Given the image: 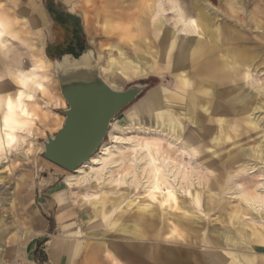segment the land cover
I'll use <instances>...</instances> for the list:
<instances>
[{"label": "rangeland", "instance_id": "obj_1", "mask_svg": "<svg viewBox=\"0 0 264 264\" xmlns=\"http://www.w3.org/2000/svg\"><path fill=\"white\" fill-rule=\"evenodd\" d=\"M15 1L0 0V8H4L5 13L10 15L15 22L13 29L19 32L18 39L13 38L10 32L5 33L6 46H0V84L1 89H4L0 92V111L5 110L8 100L16 107L24 105L33 114L34 127L30 134L24 135L25 142L19 149L0 160V237L3 241L0 264H49L46 252L51 245L58 246L71 238L83 244L87 239V232L100 233L107 225L103 223L96 226L93 222H85L89 208L85 207V202L81 199L82 191L87 189L97 192L98 200L102 201L100 208L108 207L110 197H116L122 192L118 185L115 189L121 190L118 194L110 186L69 189L62 181L71 172L42 156V141L47 135L52 136L57 132L59 117L55 114L62 116L60 110L66 108L64 100L60 98L58 82L50 64L55 57L49 47L54 43H64L67 37L56 27L50 10H62L64 14L78 19L84 49H92L99 64H104L110 56L118 57V48H122V56L132 61V68L126 73L119 70L115 79H106L102 72L101 74L108 82L114 81V87L117 88H125L133 82L148 83L149 88L134 104L151 89L159 86L171 88L174 80L159 70L152 72L164 73L168 78V86L160 84L154 76L143 77L148 71L141 66L132 45L128 46L129 38L111 34V22L106 15L99 13L96 0H38L45 15V23L39 26H29L27 14L23 10H7ZM204 1L206 5L203 11L209 20L210 30H215L214 47L222 53L228 50L246 53L251 60L249 72L255 74L257 82L250 84V79L244 76L239 87L231 90L227 98L206 104L211 113L197 123L190 118L187 121L189 133L201 139L205 131L209 130L214 135L220 127L225 141H221L224 151L232 150V146L236 145L242 147L244 152L236 150V159L229 161L225 167L219 163L213 151L195 148L193 157L181 160V165L188 169L191 177L196 176L194 182L191 185L183 182L182 188L174 189L176 202L165 199L162 194L166 190L162 189V194L150 205L158 216L156 229L160 235L156 233L140 240L135 237H116L120 252L114 254L115 259L111 245L106 249V245L102 244L92 254L82 249L73 264H126L129 261L127 257L130 259L133 255H124L123 252L135 250L142 251L148 258L160 256L161 253L184 255V252L191 250L193 255H200L209 264H245L236 263L234 259L224 255L216 242L218 233L238 236L245 241L242 252L264 261V212L248 207L240 195L243 190L264 191V0H240L236 10L229 5V0ZM229 28L235 32L233 40L227 37L226 31ZM34 31L39 32L43 38L42 68L34 71L36 82L41 84L42 90L36 92L30 88H22L19 83V72L25 66L24 61L27 64L33 62L29 58L24 38L28 35L33 37ZM20 90L23 94L18 101ZM28 94H32L34 98H28ZM219 111L223 113L220 124L217 114ZM135 120L151 128H145L143 135H156L159 128L154 130L153 117L148 122L141 121L138 117ZM106 139L107 137L104 140ZM209 142V149H214V144ZM28 147L31 148L30 151L23 154V150ZM203 158L211 162V167L214 168L212 172L207 171ZM139 192L141 189L130 192L126 201L148 199ZM58 200L61 202L58 203ZM126 201L119 204V209H125ZM140 204L147 205V202L141 201ZM30 206L35 231L39 229L41 218L47 221L46 227L35 235L26 222L25 212H28ZM132 207L130 214L121 218L128 221L134 218L137 209L135 205ZM61 208L72 212L74 233L67 234L69 232H64L58 224L56 216L61 213ZM171 220L179 231L178 236L169 235L170 226L173 225ZM22 232L28 236L27 240H21ZM96 238H105L106 242L108 238L114 237L98 235Z\"/></svg>", "mask_w": 264, "mask_h": 264}, {"label": "bare ground", "instance_id": "obj_2", "mask_svg": "<svg viewBox=\"0 0 264 264\" xmlns=\"http://www.w3.org/2000/svg\"><path fill=\"white\" fill-rule=\"evenodd\" d=\"M96 3L101 15L120 22L118 26L110 29L111 33L121 35L135 33L140 39L148 37L149 41L151 38H158L163 58L156 64V67L169 71L175 79L171 88L155 91L143 106L137 107L136 111L132 112L131 109H128L120 116H116L109 126L107 139L101 143L97 151L87 161L68 173L62 184L69 189L110 186L112 190H115L118 185L122 192L115 190L117 194L120 193L116 197H110L107 201L110 204L108 207L100 208L99 205L102 201L98 200L97 192L86 189L80 193L85 207L89 208L86 211L85 222H93L96 226L107 224L100 233H89L88 235L95 238L98 235L102 237L112 235L115 239L116 237H135L140 240L157 233L158 216L150 205L157 199L161 190H166L163 192L164 194L161 193L165 199L176 202L174 189L182 188L183 182L189 185L194 182L196 176L191 177L188 169L181 165V160L193 157L195 148L202 147L205 150L213 151L222 166L235 160V152L238 150H241V153L244 152L242 147L239 148L236 145L232 146L235 149L224 151L221 144L223 137L220 127L217 134L214 135L207 130L201 139L192 136L189 133L187 121L190 118L194 123L202 121L211 113L204 102L208 104L216 99L227 98L231 90L239 87L244 76L250 79V84H256L257 78L255 74L249 72L248 66H250L251 60L246 53L228 52L229 50L224 53L216 51L214 47L216 44L215 30H210L209 20L203 11L206 5L204 0H191V2L190 0H96ZM238 4H240V0H229V5L235 10L238 8ZM32 6L36 17L35 19L31 17V23L43 24L44 16L35 0L32 1ZM13 28L7 15L0 12L1 47L6 46L4 35L7 32H10L13 38L18 39L19 32ZM226 34L229 40L235 39V32L232 28L227 29ZM33 35V37L23 35L29 49V58L33 62L27 64V61H24L25 66L19 72V83L22 88H30L36 92L42 90L41 84L36 82L37 76L34 71L42 68L43 38L39 32H35ZM181 36L183 39H180ZM135 46L140 48L139 44ZM121 49L118 48V57L110 56L104 64H99L92 49L83 51L78 59H73L68 55H64L58 60L53 59L50 64L54 77L57 80L56 75L60 70L90 67L91 64L96 63L103 81L113 89H121V87H114V81L106 80L110 77L115 79L119 70L127 71L133 66L132 61L122 56ZM206 51L209 52V55L205 56ZM142 65L145 71H148L143 77L154 76L160 81V84L167 85L168 78L164 73L152 72L156 69L153 63L142 60ZM187 75L195 76L198 81H190ZM1 87L0 84V92L4 91ZM20 91L18 101L23 94L22 90ZM27 97L34 98L32 94H28ZM60 98L64 100L62 96ZM44 103L46 104L47 101ZM218 104L217 106L221 108ZM151 109L154 111L152 115L153 128L154 130L159 129L156 135L145 136L142 131L150 127L142 125L135 119L136 117L140 118L143 113L150 115ZM217 114L220 124L223 113L219 111ZM55 115L59 117L60 122H63V116ZM33 127V114L24 105L19 104L16 107L8 100L5 110L0 111V160L6 158L8 153L19 149L25 142L24 135L30 134ZM206 140L208 141L206 142ZM209 141L214 144V149H209L207 145ZM30 149L28 147L23 150V154H26ZM203 159L207 171L212 172L214 168L212 169L211 162L207 158ZM127 164L128 167H126ZM242 169L245 170V168ZM234 183L236 184V182ZM140 189L139 193L148 199L126 201L130 192ZM240 195L248 207L258 212H264V191L243 190ZM124 201H126L125 209L121 210L119 204ZM141 201L143 203L146 201L147 205H139ZM60 202L58 200V203ZM133 205L137 209L135 217L130 218L129 221L121 218L123 215L130 214ZM169 230L170 237L179 235L174 223ZM157 235L160 234L157 233ZM21 237V240L28 238L23 232ZM216 240L224 255L234 259L236 263L264 264V261H259L256 256L242 252L241 248L245 241L238 236L218 233ZM1 250L2 243L0 241ZM124 253L127 252L124 251ZM134 253H127L133 255L130 258L132 264H155L143 262L141 260L144 257L143 252L135 250ZM148 259L159 262V264H209L200 255H193L191 250L184 252V255L161 253L160 256L156 255Z\"/></svg>", "mask_w": 264, "mask_h": 264}, {"label": "water", "instance_id": "obj_3", "mask_svg": "<svg viewBox=\"0 0 264 264\" xmlns=\"http://www.w3.org/2000/svg\"><path fill=\"white\" fill-rule=\"evenodd\" d=\"M83 51L77 57L62 53L54 60L64 55L78 59ZM56 78L67 107L60 110L61 127L42 141V156L72 172L97 151L112 120L145 92L148 83L113 89L99 75L96 63L60 70Z\"/></svg>", "mask_w": 264, "mask_h": 264}, {"label": "crops", "instance_id": "obj_4", "mask_svg": "<svg viewBox=\"0 0 264 264\" xmlns=\"http://www.w3.org/2000/svg\"><path fill=\"white\" fill-rule=\"evenodd\" d=\"M16 1H15V4L12 5L10 7V9L8 8L7 10H9L11 12H13V10H16V11H19V10L22 11L23 10L24 12H26L27 21H28V25L29 26H39V25H43L45 23L44 11H43V8L38 4V0H35V1L37 3V7H39V9L43 13V16H44L43 24H40V23H33L32 24L31 23V17H32V19L33 18L35 19V17H36V12H35V10H34V8L32 6V1H34V0H16ZM0 12H4L5 13L4 8H0ZM50 12L52 13V16L54 17V19L56 21V27L60 28L64 32V35H66V37H67L65 39L64 43H62V42L59 43L58 42V43L51 44L52 42H50L51 45H50L49 48H50V51L53 54V56L55 58L59 57L63 53L62 50H65L66 48H68L70 52L77 51L78 48H83V50H84L83 41H82V31H81V26H80V23H79L78 19L73 17V16H71V15L64 14V12L62 10H56L55 9L54 12H52L51 10H50ZM5 14L7 15L8 20H10V25L13 28L15 22L13 21V19H11L8 16L7 13H5ZM109 20L111 22V25H110L111 28L115 27V26H118L120 24V22H116V21L111 20V19H109ZM111 34L112 35H118V36L121 35V34H115V33H111ZM121 36L124 37V38H129L128 46L132 45V49L137 53L136 56L139 58L142 67H143L142 60H145V61H148L150 63H153V65H155V67H156L157 66L156 64H158L159 61L161 60V58H163L162 55H161L160 42H159L158 38H156V39L155 38H151L150 41H149L148 37L146 39H140L138 36H136L135 33H132V34H129V35L123 34ZM134 44L135 45L139 44L140 48L135 46ZM215 49H216V51L218 50L217 48H215ZM149 52H151L152 54H149ZM206 55H209V52L206 51L205 56ZM132 65H133V63H132ZM131 68L132 67H130L128 69V71ZM155 70H159L161 72H164L165 74L171 76L173 78V80L175 79L173 77V74H171L167 70H162V69H159L157 67H156ZM122 73H126V71H122ZM187 77L192 82L198 81L197 78H195V76H193V75H187ZM160 89H168V88L166 86L165 87L159 86V87H157L155 89L149 90L147 92V94L142 99H140L138 102L133 104L129 109H131L132 112H134V110L136 111L137 107L143 106L145 104V102L147 101L148 97L152 93H154L155 91L160 90ZM204 104L206 106L205 102H204ZM153 112L154 111L151 109L150 110V115L147 114V113H145V114L143 113V115H140V120L144 121V122H148L149 118L152 117ZM61 124H62V122H60V121L57 122V128H56L57 130L60 128ZM28 204L31 205L30 202ZM60 211H61V213L59 212V214H57V216H56V218L58 220V224L60 225V227L63 229L64 232H69L67 234L74 233L75 230H74V227L71 224V222H72V212H70L69 210H63L62 208H61ZM25 214H26V219H27L26 222H27V224H30V226L32 227V232L34 233V235L37 234L38 231H42L43 228L46 227V225H47L46 219L41 218V220H40V222L38 224V228H39L38 231L34 230V228H33L34 215L32 213L31 206H30L28 212H25ZM89 233H91V232H87L86 233L87 239H86L85 243H83V244L80 241H77L76 239L71 238V239H69L67 241H63L58 246L57 245L56 246L51 245L50 248H49V251L46 252L49 264H73L75 258L80 254L82 249H85V252H89V253L92 254V253H95V251H97L98 249H100V246L102 244H104V246L106 245V249L108 248V246L111 245L112 250H113V255L112 256L115 259L114 254H118L120 252L119 245L116 243L115 238H112V239L108 238V241L105 242L104 239H100V238H95L93 236H89L88 235ZM0 241H1V243L3 242L1 237H0ZM75 242H76V244H75ZM2 250H3V248H2ZM1 251H0V254H1ZM125 252L129 253L131 251H125ZM134 252H132V253H134ZM127 259L129 261L126 264H132L131 259H129L128 257H127ZM141 260L143 262L145 261L146 263H149V262L151 263L152 262V263H155V264H159V262H153L150 259L146 258L145 256L142 257ZM0 263H1V258H0Z\"/></svg>", "mask_w": 264, "mask_h": 264}, {"label": "trees", "instance_id": "obj_5", "mask_svg": "<svg viewBox=\"0 0 264 264\" xmlns=\"http://www.w3.org/2000/svg\"><path fill=\"white\" fill-rule=\"evenodd\" d=\"M83 48H78L77 51H72L70 52L68 48H66L65 50H62L63 53H71L74 57H77L81 52H82Z\"/></svg>", "mask_w": 264, "mask_h": 264}, {"label": "flooded vegetation", "instance_id": "obj_6", "mask_svg": "<svg viewBox=\"0 0 264 264\" xmlns=\"http://www.w3.org/2000/svg\"><path fill=\"white\" fill-rule=\"evenodd\" d=\"M47 6H49V4L47 3ZM52 12H54V10H53V8H52V10H51ZM54 15V14H53Z\"/></svg>", "mask_w": 264, "mask_h": 264}, {"label": "snow or ice", "instance_id": "obj_7", "mask_svg": "<svg viewBox=\"0 0 264 264\" xmlns=\"http://www.w3.org/2000/svg\"><path fill=\"white\" fill-rule=\"evenodd\" d=\"M194 23V22H193Z\"/></svg>", "mask_w": 264, "mask_h": 264}]
</instances>
